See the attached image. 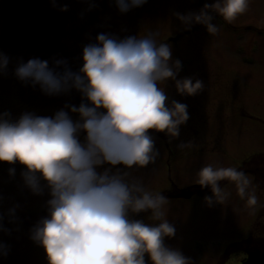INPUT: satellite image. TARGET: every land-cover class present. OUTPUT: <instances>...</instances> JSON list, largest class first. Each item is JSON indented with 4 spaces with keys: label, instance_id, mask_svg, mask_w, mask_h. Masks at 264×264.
I'll use <instances>...</instances> for the list:
<instances>
[{
    "label": "clouds",
    "instance_id": "obj_1",
    "mask_svg": "<svg viewBox=\"0 0 264 264\" xmlns=\"http://www.w3.org/2000/svg\"><path fill=\"white\" fill-rule=\"evenodd\" d=\"M86 11L96 7L85 0ZM147 0H113L120 14ZM65 12L67 4L50 0ZM252 0H212L196 12L175 13L185 30L202 25L209 35L220 32L221 17L233 23L249 10ZM159 30L133 36L102 32L82 47L81 66L73 71L64 58H18L12 75L22 84L49 97L79 93V105L65 104L52 115L24 111L13 117L0 112V162L9 177L20 172L22 188L47 197L45 215L29 229V239L43 249L47 264H193L178 248L165 243L176 234L167 218L169 199L150 190L135 173L155 164L159 151L152 132L169 140L180 135L189 120L188 106L170 100L169 81L180 96H195L205 84L194 77L178 78L179 59L159 39ZM11 58L0 52V75L8 74ZM193 149L189 140L176 145ZM198 184L210 189L208 206L225 204L231 193L221 181L232 182L246 208L254 213L259 198L249 174L237 167L208 164L198 173ZM21 205L0 212V233L19 231ZM147 214L146 220L136 218ZM147 221V222H146ZM11 225V227H9ZM10 245L0 241V258Z\"/></svg>",
    "mask_w": 264,
    "mask_h": 264
},
{
    "label": "rangeland",
    "instance_id": "obj_2",
    "mask_svg": "<svg viewBox=\"0 0 264 264\" xmlns=\"http://www.w3.org/2000/svg\"><path fill=\"white\" fill-rule=\"evenodd\" d=\"M90 2H94L96 7L86 11L85 6L88 4L85 0H57L58 4L68 5V10L61 12L51 6L50 0H0V52L11 58L8 74L0 75V112L9 111L13 117H18L24 111L50 116L68 104V94L45 96L38 86L33 88L18 81L12 75V69L18 58H22L24 62L34 57L51 61L53 58H66L67 55L69 59L78 62L75 66L79 69L82 47L89 43L86 39L79 38V34L90 28V19L95 23V19L100 18L106 24L102 25L100 33L106 28L107 32L120 37L133 36L139 33H128L131 28L143 26V32L159 30V39H163L185 32L175 13L196 12L202 7L199 0H147L144 5L120 14L113 0ZM204 3H212V0H204ZM79 7L83 10L78 11ZM215 23L220 24L218 18ZM232 24L264 27V0H252L249 10ZM59 28L64 30L63 33ZM70 28L72 30H67ZM246 30L243 34L244 41L239 44L238 61L236 54L223 49L225 41L220 32L215 36L209 35L202 25L176 41L166 42L171 46L172 59H179L182 63L178 78L200 79L204 82L205 89L198 95L182 97L176 93L173 83L168 82L165 91L169 99L188 106L189 120L180 126V135L174 140L170 141L164 133H151L160 153V163L156 161L135 173L143 178L150 190L162 191L169 183L167 169L163 165L167 156L166 146L170 145L174 153H180L178 168L172 166L169 171L171 179L178 186L199 185L197 173L208 164L232 167L230 157H240L239 153H246L253 148L264 151V67L258 61V47H264V35L253 33L251 29ZM67 33L73 42H63ZM236 45L234 39L231 48L234 49ZM226 69L228 73H225ZM199 72L206 73L208 77H203ZM211 73L215 78L211 77ZM239 87L243 95L240 97L238 114L224 111L222 103L230 101L232 94L237 92L235 89ZM47 103L50 105L45 106ZM237 116L238 123H232ZM222 120H228V124L222 123ZM189 140L197 147L180 149L176 146ZM236 144L243 150L236 149ZM227 151L232 156L227 157ZM19 166H14L15 176L9 177L8 168L11 166L0 162V212L13 203L21 205L17 212L19 231H14L11 235L0 233V241L10 245L9 254L0 258V264H47L43 249L29 239L31 225L21 219L22 215H27L33 225L44 216L43 205L47 197L33 196L22 188L20 172L23 166ZM225 190L231 193L229 200L215 209L205 202V197L211 196V192L204 195L194 193L190 198L167 197V218L176 228L175 246L187 247L188 242L195 238L197 240L193 246L202 248L201 251L182 252L193 260V264H197V259L217 248L223 239L234 236L229 227L218 223L223 222L224 217L229 221L239 218L243 200L238 196L234 184H230ZM168 206L175 208L172 213ZM193 206L202 207L196 220L194 215L191 216Z\"/></svg>",
    "mask_w": 264,
    "mask_h": 264
},
{
    "label": "flooded vegetation",
    "instance_id": "obj_3",
    "mask_svg": "<svg viewBox=\"0 0 264 264\" xmlns=\"http://www.w3.org/2000/svg\"><path fill=\"white\" fill-rule=\"evenodd\" d=\"M85 7L87 8L88 6ZM95 21L96 22L94 23V20L90 19V21L88 22V24H91L89 25L90 28L87 29L86 32L84 33L85 35L84 37L79 34V38L81 37V39H86L87 42H90L89 38H92L94 40L95 36L100 34V29L102 25L106 26V24L105 23L103 24L100 18L95 19ZM247 28L249 27L247 26ZM143 29H144L143 26L134 27L131 28L129 32L127 30V32L140 33L144 31ZM241 31L242 30L239 29L238 26H232L226 24V25H221L220 34L222 35V37L225 36L227 39H229L230 34L231 36H233V34H236V38L238 40H241L242 39L240 34ZM103 32H107L106 28L104 29ZM254 33H259L264 35V27L255 28ZM124 36L126 35H122L121 37L123 38ZM71 41H72L71 36L69 38L67 33L66 38L63 42H71ZM228 41H232V40H228ZM227 42H224L223 44L224 50H228L229 44H227ZM259 50H260V56L258 58V61L260 62V64H262V67H264V47H258V51ZM225 57H227V55ZM64 59L68 61V63L73 67L74 71L78 70V68L75 66L76 64H78L77 61L73 60L70 62L68 55ZM233 72H235L234 69ZM199 73L203 77H208L206 73L203 72H199ZM225 73H228L227 69ZM211 77L215 78L213 73H211ZM235 90H237V92L236 94H232V99L230 101H225L224 103H222L221 106L225 107L224 111H230L233 114L237 115L240 106V97L243 94L240 91L241 89L236 88ZM68 96H70L68 100H73L75 102L74 105L78 106L79 103L81 102V97L79 93L75 91L69 93ZM236 122H238V116L232 120V123H236ZM222 123H228V120H222ZM225 145L228 144L226 143ZM235 148L243 150L242 147L241 146L239 147V145L237 144ZM169 150L170 152L166 153L167 156H165L164 158L165 164L164 163L163 164L167 166L168 170H171L172 166L177 168L179 161L178 158L179 153H174V151L170 147ZM226 153H228L227 157L232 156L228 151ZM239 154L241 155L240 157L236 155L234 157H230L232 158L231 166L237 167L238 170H241L249 174L250 177L253 179V187L255 188L256 194L259 198L260 206H258L256 211L252 213L246 208L245 206L246 202L243 200L242 204L240 205L241 215L239 218L229 221L227 217H224L223 222H220L218 224L229 227L231 231H233L234 236L223 239L221 243H218L217 248L204 254L203 257L197 259V261H195L197 264H264V151L255 150L253 148L251 150H247L246 153L241 152ZM161 159H163V157H161ZM156 161L159 164L160 157H158ZM168 177L170 178V176ZM228 182L229 181H222L221 185L224 186L226 184L225 186L227 187L230 184H233ZM225 186L224 189L226 188ZM199 187L200 186L198 185L178 186L175 183H173L171 180V182H169V184L167 185L166 189L161 192L166 197H179V198H190L194 193L204 195L210 192V190L205 191L204 187L201 189H199ZM186 194H188V196H186ZM216 206L220 207L221 205H213L210 207H212V209H215ZM191 208L193 209L191 216L194 215L195 216L194 220H196L197 219L196 215L199 214V210H202V207L193 206ZM174 209H175L174 207L168 206V210L170 211V213H172ZM146 217L147 214H140L136 218H143L146 220ZM194 222L195 221H193V223ZM196 240L197 239L192 238L187 244L188 248L176 247L175 244L177 243V241L174 237L166 238L165 243L170 247L178 248L183 253L187 252L188 250L201 251L202 250L201 247L193 246Z\"/></svg>",
    "mask_w": 264,
    "mask_h": 264
},
{
    "label": "bare ground",
    "instance_id": "obj_4",
    "mask_svg": "<svg viewBox=\"0 0 264 264\" xmlns=\"http://www.w3.org/2000/svg\"><path fill=\"white\" fill-rule=\"evenodd\" d=\"M82 10H83L82 8H80V7L78 8V11H82ZM225 58L227 59V57H225Z\"/></svg>",
    "mask_w": 264,
    "mask_h": 264
}]
</instances>
